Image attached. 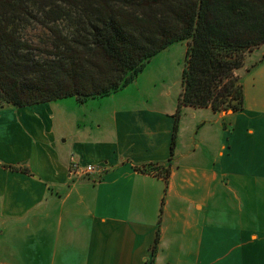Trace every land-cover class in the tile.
Listing matches in <instances>:
<instances>
[{
	"label": "crops",
	"instance_id": "crops-1",
	"mask_svg": "<svg viewBox=\"0 0 264 264\" xmlns=\"http://www.w3.org/2000/svg\"><path fill=\"white\" fill-rule=\"evenodd\" d=\"M247 61L238 112L179 113L141 77L0 105V264H264V46Z\"/></svg>",
	"mask_w": 264,
	"mask_h": 264
},
{
	"label": "trees",
	"instance_id": "trees-1",
	"mask_svg": "<svg viewBox=\"0 0 264 264\" xmlns=\"http://www.w3.org/2000/svg\"><path fill=\"white\" fill-rule=\"evenodd\" d=\"M31 25L48 31L51 46L25 38ZM182 41L178 112L244 110L237 73L264 46V0H0V103L108 96Z\"/></svg>",
	"mask_w": 264,
	"mask_h": 264
},
{
	"label": "rangeland",
	"instance_id": "rangeland-1",
	"mask_svg": "<svg viewBox=\"0 0 264 264\" xmlns=\"http://www.w3.org/2000/svg\"><path fill=\"white\" fill-rule=\"evenodd\" d=\"M24 36L35 45L44 48L49 46L51 42L48 31L35 25H31L24 31ZM187 49L188 43L185 41L173 44L155 56L138 77H141L142 82L144 81L158 92L166 90L167 92H171L173 98L179 97L182 90V78L186 65ZM247 63L246 66H249ZM246 68H243L237 74L242 76ZM0 105H3V103H0Z\"/></svg>",
	"mask_w": 264,
	"mask_h": 264
},
{
	"label": "built area",
	"instance_id": "built-area-1",
	"mask_svg": "<svg viewBox=\"0 0 264 264\" xmlns=\"http://www.w3.org/2000/svg\"><path fill=\"white\" fill-rule=\"evenodd\" d=\"M104 169L95 165H82L77 159L73 158L70 167V177L74 179H85L89 177H102Z\"/></svg>",
	"mask_w": 264,
	"mask_h": 264
}]
</instances>
